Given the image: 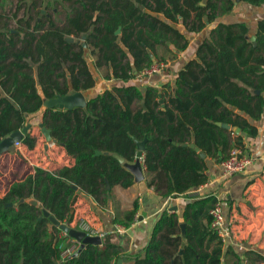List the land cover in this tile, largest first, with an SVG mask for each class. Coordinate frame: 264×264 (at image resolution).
<instances>
[{"label": "trees", "instance_id": "trees-1", "mask_svg": "<svg viewBox=\"0 0 264 264\" xmlns=\"http://www.w3.org/2000/svg\"><path fill=\"white\" fill-rule=\"evenodd\" d=\"M64 1L65 22L39 11L18 20L14 31L0 33V142L42 112L41 124L76 161L57 172L36 167L0 198V264H117L129 258L111 240L64 257L71 238H59L56 233L64 232L44 212L71 225L79 193L107 205L115 186L128 189L135 184L134 175L114 155L132 164L137 142L144 141L148 189L164 200H186L182 215L164 211L148 245L132 256L134 264H223L224 242L212 230L210 215L218 198L191 192L208 183L210 161L221 164L233 147L244 149L245 139L258 135L242 115L259 120L264 113V98L256 94L264 87V36L254 46L247 25L239 22L207 30L208 24L233 13L234 0ZM241 2L264 5V0ZM179 25L188 33L206 29L208 36L195 58L176 73L173 85L141 89L133 80L143 69L174 61L171 47L184 51L189 46ZM260 27L264 30V22ZM72 36L70 43L67 38ZM163 47L169 60L159 53ZM103 67L111 70L107 80L121 84L93 93V68ZM77 92L86 96L85 109L45 107L46 100ZM21 143L33 149L36 139L28 132ZM30 199L39 206L29 204ZM138 210L134 202L116 223L129 228ZM229 251L240 261L234 264H264V251L243 256Z\"/></svg>", "mask_w": 264, "mask_h": 264}, {"label": "crops", "instance_id": "crops-1", "mask_svg": "<svg viewBox=\"0 0 264 264\" xmlns=\"http://www.w3.org/2000/svg\"><path fill=\"white\" fill-rule=\"evenodd\" d=\"M19 6L20 10H18ZM235 6L233 13L208 24L207 30L215 28L218 23H245L249 30L248 38L254 43V46H257L259 39L264 36V30L260 27V24L264 22V5L252 6L240 2ZM67 7L68 3L64 0H24L19 5L18 0H0V33L11 29V26L5 22L11 20L13 24H16L15 29H17L18 20L23 19L26 15L34 16L39 11L41 15L49 14L52 15L53 20L59 19L65 22ZM179 28L187 37L189 46L184 51H176L174 47H171L172 52L176 54V59L168 63L169 67L159 75L137 76L133 83L141 89L148 86L161 89L166 84L173 85L176 73L188 61L195 58L197 47L208 36L206 29L199 33H188L183 26L179 25ZM72 37L74 38V36ZM85 39L86 36H83L82 40ZM159 53L168 60L171 56L165 47L161 48ZM93 61L92 57L91 64ZM93 72L95 76L106 72L104 80L98 79L96 76L97 86L91 91L93 93L100 92L98 86L101 83H104L103 87L106 88L121 84L118 80H107L106 77L111 72L107 67L93 68ZM256 94L262 95L264 98V87ZM232 111L242 115L236 108H232ZM242 117L258 131L256 137L245 139V147L242 149L245 155L252 158V164L243 174L226 178L223 177L222 165L210 161L207 171L208 183L191 192L192 196L213 194L222 201L226 228L230 232L223 246V259H230L232 264L237 258L233 251H229V248L234 249L239 256H243L250 250L264 251V113L259 120H253L246 115H242ZM41 119L42 112L28 118V123L31 125L29 132L36 139V146L33 149L21 143L20 146H14L9 152L0 154V198L8 193L14 183L24 181L33 174L36 167L49 172H57L64 167L75 165V158L67 153L64 146L53 141L47 142L40 127ZM237 129L240 128L234 129L236 134H241V129L239 133H237ZM185 200L184 198L164 200L153 189L141 193L139 184L136 182L128 189L115 186L107 205L102 206L85 193H79L74 207V221L71 225L78 227L79 222L86 221L98 231L106 232L107 236L103 242L107 240L118 242L124 248L123 254L129 256V258H122L127 259L124 264H134L132 256L141 252L148 245L153 228L164 213L163 211L177 207V210L173 212L182 215ZM134 202L139 203V210L131 226L127 228L116 223V220H123L126 213L133 209ZM118 227L122 228V232H116ZM58 236L65 238L66 234L61 233ZM66 244H69V249H71L76 246V241L71 238L66 241Z\"/></svg>", "mask_w": 264, "mask_h": 264}, {"label": "water", "instance_id": "water-1", "mask_svg": "<svg viewBox=\"0 0 264 264\" xmlns=\"http://www.w3.org/2000/svg\"><path fill=\"white\" fill-rule=\"evenodd\" d=\"M240 2H241V0H234L235 4H239ZM120 31H121V29L118 30L117 33H119ZM67 41L70 43H73L74 38L68 37ZM84 46L86 47V45H84ZM86 106H87V99H86V96L83 92H77V93H74L71 95H67L65 97L60 96V97H57L56 99H51V100L45 101V107L50 108V109L73 110L74 108L85 109ZM219 125L224 127L227 130L232 129V127L228 124H224V125L219 124ZM40 127H41L42 133L45 136L47 142L50 143L53 141L54 143H56V140H54L52 138L51 131L49 129H47L46 127H44L42 124L40 125ZM30 128H31V125H28L23 130L17 131L15 133L11 134L10 136L6 137L5 139H3L0 142V154H4V153L9 152L15 146L16 143L21 142L23 140V138L25 137V135L29 132ZM239 132H240V129H237V133H239ZM175 144H177V143H175ZM137 146H138L137 159L132 164L125 163V159L118 156V155H114V157L121 164H124L125 167L134 175L135 182L139 184V188H140L141 193H145L148 190V186H147V183L145 180L146 177H145V173H144L142 159H143V153H144L145 148H146V141L137 142ZM184 146H187V145H184ZM190 147L192 149H194L196 152H198L202 158L206 157V155L203 152H201L199 150V148L196 147L195 144H191ZM24 201L25 200H21V202H24ZM27 202L31 205L39 206V202L36 201L35 199L27 200ZM9 206H12V204H9ZM176 210H177V207L169 209L170 212H173ZM44 215H45V217L49 218V220L51 221L53 226L59 228L67 236H69L70 238L79 242L81 244V247H84V246L89 245V244H93V245H102L103 244V240L100 237L87 236L85 232L79 231V230L71 227L70 225L61 223L54 216H52L48 211H45ZM185 227H186V225L182 224L183 234H185ZM125 262H127V259H119L117 264H124ZM243 264H245V263H243Z\"/></svg>", "mask_w": 264, "mask_h": 264}, {"label": "built area", "instance_id": "built-area-1", "mask_svg": "<svg viewBox=\"0 0 264 264\" xmlns=\"http://www.w3.org/2000/svg\"><path fill=\"white\" fill-rule=\"evenodd\" d=\"M168 67L169 65L166 63H155L151 67H146L145 69H143L139 76L152 77L155 75H159ZM20 145L21 142L15 144V146ZM252 162V158L245 155L242 149L238 147H233L229 152L228 158L221 163L223 168V177L231 178L243 174L247 170V168L252 164ZM210 215L212 217V230L215 231L218 234L219 238L225 243L229 237L230 232L226 228L223 203L220 199H218V202L210 211ZM76 229L85 232L87 236L100 237L102 240L107 236L106 232L98 231L86 221L79 222L78 227ZM116 232H122V228L118 227L116 229ZM80 248L81 244L76 241V246L72 247L71 249L68 248L64 253V257L67 258L73 256Z\"/></svg>", "mask_w": 264, "mask_h": 264}, {"label": "rangeland", "instance_id": "rangeland-1", "mask_svg": "<svg viewBox=\"0 0 264 264\" xmlns=\"http://www.w3.org/2000/svg\"><path fill=\"white\" fill-rule=\"evenodd\" d=\"M20 2H24V0H18V5L20 4ZM9 20H10V18H9ZM5 23H7V24H9L10 26H11V29H15L16 28V24H13L12 22H11V20L9 21V22H5ZM87 59H88V61H89V63L91 64V59H92V57L89 55V56H87ZM91 67H92V64H91ZM106 73V72H105ZM104 72L103 73H100L99 75H96L97 77H98V79H103L104 77H105V74ZM104 80V79H103ZM103 82V81H102ZM104 84V83H103ZM103 84L101 83L100 84V86H98L99 88H98V90H102L103 88H106V87H103ZM111 85H113V84H111ZM71 227H73V228H77V227H74L73 225H70ZM56 235H59L58 233H56ZM235 262H237V259H235ZM237 263H240V261H238ZM223 264H232L231 263V260L230 259H223ZM241 264H243V263H241ZM247 264V263H246ZM262 264V263H261Z\"/></svg>", "mask_w": 264, "mask_h": 264}]
</instances>
